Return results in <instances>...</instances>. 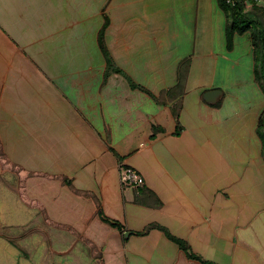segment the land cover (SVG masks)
I'll list each match as a JSON object with an SVG mask.
<instances>
[{
  "label": "crops",
  "instance_id": "obj_1",
  "mask_svg": "<svg viewBox=\"0 0 264 264\" xmlns=\"http://www.w3.org/2000/svg\"><path fill=\"white\" fill-rule=\"evenodd\" d=\"M106 19L117 66L156 97L123 73L106 76ZM254 65L249 32L228 48L218 0H0V221L38 220L19 237L51 244L62 233L71 243L53 253L82 242L91 264H202L161 229L137 233L152 222L215 263L264 264V92ZM213 89L222 90L215 103L205 98ZM155 125L164 130L153 136ZM127 165L144 187L122 181ZM5 247L0 264H9Z\"/></svg>",
  "mask_w": 264,
  "mask_h": 264
},
{
  "label": "trees",
  "instance_id": "obj_2",
  "mask_svg": "<svg viewBox=\"0 0 264 264\" xmlns=\"http://www.w3.org/2000/svg\"><path fill=\"white\" fill-rule=\"evenodd\" d=\"M218 3L227 16V44L229 49L233 48L234 37L236 34L242 35L247 32L251 34L252 43L254 47V57H255V65H254L255 78L264 92V8L256 4L247 7L243 0H218ZM107 26H108V19H106L104 25L100 29L99 37H98L99 45L107 60L106 76H108V74L111 71L123 73L127 75L119 66H117L111 53L109 52L105 39V32ZM188 61L189 60H186L183 63V66L184 65L188 66L189 63ZM127 77L133 87L135 88L138 87L149 93L151 96L156 97L151 90L134 82L129 75H127ZM181 83L182 82H179L177 87H179ZM172 89L168 91L169 94L172 92ZM220 104L221 103H218L217 105ZM180 111H181V104L177 109L174 110V116L176 119L175 134L177 135L180 134L183 130V126L180 122ZM163 130L164 128L161 126H157V125L153 126V131H154L153 136H155L159 131H163ZM257 131L263 142V156H264V111L261 113V116L259 118ZM142 187H144V185L138 186L136 188L140 189ZM100 217L102 218L103 221L107 222L109 225L113 227H116L118 229H122L124 227L119 220L107 216L102 211H100ZM153 228H158L164 231L167 237H169V239L173 240L180 246V248L185 252V254L189 259L197 260L202 264H218L196 253L193 250L191 244L187 240L176 236L165 225H162L160 223L152 222L149 225H147L143 230L138 231L137 233L140 235H145L149 233ZM1 234L6 236L8 232L2 230Z\"/></svg>",
  "mask_w": 264,
  "mask_h": 264
},
{
  "label": "rangeland",
  "instance_id": "obj_3",
  "mask_svg": "<svg viewBox=\"0 0 264 264\" xmlns=\"http://www.w3.org/2000/svg\"><path fill=\"white\" fill-rule=\"evenodd\" d=\"M15 169V167H13ZM2 193V192H1ZM2 199V194H0ZM3 203L0 200V212ZM39 221L35 220L33 223L35 224H2V220L0 221V242L6 246V250L8 249L9 256L5 258L9 259V264H52L53 262L59 261H69L74 264H91L94 263V260L90 258V253L88 249L84 248V244L82 242H78L75 247L71 250L69 254L66 256H59L58 254L53 253L51 247H59L58 243H63L65 245H70L71 241L66 236L63 238L62 233H55L52 236L51 244L47 243L43 240V237L40 236L39 233L32 232L26 233L25 236L19 237V234L23 231H28L31 229V225H39L37 224ZM7 231L9 236L15 237L14 241L20 247H24L29 252V256H25V254L19 250L12 243L10 247H8V239L2 236L1 231ZM60 238L57 239L59 237ZM3 256L2 254H0ZM97 259H100L97 257ZM58 264V263H57Z\"/></svg>",
  "mask_w": 264,
  "mask_h": 264
},
{
  "label": "built area",
  "instance_id": "obj_4",
  "mask_svg": "<svg viewBox=\"0 0 264 264\" xmlns=\"http://www.w3.org/2000/svg\"><path fill=\"white\" fill-rule=\"evenodd\" d=\"M247 7L253 4L260 5L264 8V0H243ZM122 181L126 184L138 187L145 183L143 175L133 166L127 165L123 168V174L121 176Z\"/></svg>",
  "mask_w": 264,
  "mask_h": 264
},
{
  "label": "water",
  "instance_id": "obj_5",
  "mask_svg": "<svg viewBox=\"0 0 264 264\" xmlns=\"http://www.w3.org/2000/svg\"><path fill=\"white\" fill-rule=\"evenodd\" d=\"M222 90L221 89H213V90H209L205 93V98L207 101L211 102V103H215L217 97L219 95H221ZM130 233V232H128Z\"/></svg>",
  "mask_w": 264,
  "mask_h": 264
}]
</instances>
